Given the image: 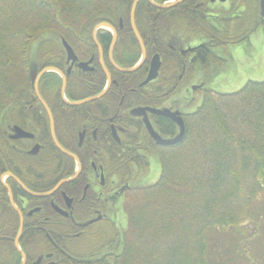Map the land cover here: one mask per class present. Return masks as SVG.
Listing matches in <instances>:
<instances>
[{"label": "flooded vegetation", "instance_id": "1", "mask_svg": "<svg viewBox=\"0 0 264 264\" xmlns=\"http://www.w3.org/2000/svg\"><path fill=\"white\" fill-rule=\"evenodd\" d=\"M177 1L167 0L163 4ZM183 1L168 7L180 5L178 13L159 16L133 13L134 26L131 13H127L129 25L122 22L125 13H117L114 15L118 18L117 24L102 21L93 26L92 47L86 51V47L81 46L84 50L81 55L60 39L61 47L57 51H53L55 46H48L52 58L29 64L28 82L32 93L22 92L21 102L17 105L11 102L3 107L0 116V264L105 263L109 251L69 250L67 247L77 246V242L95 228L115 226L121 230L122 226L125 229L127 208L135 200V189L151 185L139 186L137 181L149 171L150 156H156L155 163L161 174L164 149L181 143L159 146L149 136L143 115L132 114V111L140 108L168 110L178 113L186 124V115L196 110L186 111V106L193 101L192 92L202 91L203 95L208 92L201 80L212 63L207 68L202 65V51L209 47L233 46L225 37L217 41V26L226 21L227 28L233 29L230 23L242 21L250 24V31L254 32L264 24V17L255 15L257 5L260 14L259 0L255 4L251 0H186L182 4ZM140 19H145L147 27L149 23L154 25L156 19L160 31L151 28L149 34H144L138 24ZM261 21L262 24L255 26ZM133 27L144 45V57ZM94 30L97 43L93 41ZM153 30L158 36L155 40ZM53 35L46 38H56ZM63 41L72 50L74 58H68ZM132 42L137 56L131 53ZM234 52H230L232 57ZM154 56L159 62L155 76L141 84L149 75ZM112 61L120 68L136 69L124 73L116 69ZM138 70L144 73L136 84L132 79L121 84L115 74ZM32 73L35 80L40 74L37 89L49 113L35 93ZM49 74L59 78L60 84L53 98L57 96L66 105L64 108L56 106L54 99L40 89ZM101 74L102 88L94 93L91 90L98 84ZM102 91L104 94L98 99L70 104ZM107 93H110L111 106L95 104ZM144 115L163 139H171L179 132L177 124L163 114L145 110ZM169 123L176 131L173 135H164L161 128H169ZM52 131L59 145L76 159L59 151L52 140ZM141 163L147 166L143 170ZM58 167L64 173L71 171L70 175L58 178ZM64 179L70 180L57 186Z\"/></svg>", "mask_w": 264, "mask_h": 264}, {"label": "trees", "instance_id": "2", "mask_svg": "<svg viewBox=\"0 0 264 264\" xmlns=\"http://www.w3.org/2000/svg\"><path fill=\"white\" fill-rule=\"evenodd\" d=\"M152 1L163 4L167 0ZM132 2L0 0V116L3 107L11 102H14L13 105L21 102L22 92L32 93L29 82L16 84L11 80L17 67L16 60H21L27 70L30 61L50 57L49 45L55 46L53 51H57L61 47L60 39H64L76 54L81 55L84 51L81 46H85L86 51L91 49V30L97 23L105 21L111 25L117 24L118 18L114 15L125 13L122 22L129 25L127 13H130ZM15 10L31 13L37 21L33 26L18 25L19 18L13 17ZM180 10V5L159 9L146 0H139L134 11L159 16ZM258 14L256 8L255 15L260 18ZM144 20H138L144 34H149L151 28H159L156 19L155 22L153 20L154 25L150 26L149 23L148 27ZM225 22L215 29L217 41L225 37L227 43L235 45L248 39L247 36L253 32L250 31V24L242 21L230 23L233 29H228ZM36 27L42 30H36ZM48 34L56 38L48 39ZM100 36L98 34L99 39ZM152 38H158L156 31ZM82 42L86 43L78 45ZM132 49L133 56H137L134 42ZM201 57L200 62L206 68L212 62H222L210 47L204 48ZM142 72L115 74L121 84L126 83L127 79H132L136 84ZM46 78V87L43 85L40 89L47 97L53 98L60 84L59 78L55 74H49ZM103 82L101 74L98 84L91 91H100ZM109 95L107 93L95 104L111 106ZM66 98L72 100L69 96ZM53 99L56 106L66 107L57 96ZM226 105L231 108L223 109ZM185 123L181 143L164 149L165 160L158 181L152 186L135 189V200L127 208L125 229L119 230L115 226L95 228L85 239L77 242V246L71 245L67 249L109 251L104 264H230L229 251H221L212 239L215 233L231 231L229 237L235 239L240 238L237 235L244 228H248L244 238L247 245L258 237L264 212L255 211L251 203L255 201L254 204L259 207L264 206V196H261L264 194V79L249 80L241 89L233 92H206L195 113L186 115ZM173 128L169 123V128H161L162 133L173 135L176 131ZM196 155L201 157L202 162L196 169H191L195 161L191 158ZM146 167V164H140L141 170ZM57 172L58 178H65L71 173H64L59 167ZM244 178L248 183L245 193ZM242 193L245 197L238 204L237 195Z\"/></svg>", "mask_w": 264, "mask_h": 264}, {"label": "rangeland", "instance_id": "3", "mask_svg": "<svg viewBox=\"0 0 264 264\" xmlns=\"http://www.w3.org/2000/svg\"><path fill=\"white\" fill-rule=\"evenodd\" d=\"M258 2V1H257ZM251 3L255 4L256 0H251ZM258 4V3H257ZM258 8V5H257ZM259 12V11H258ZM14 13V18L17 19V17L19 18V24L18 25H23V26H33V23L37 21V19L32 16L31 13H27V12H18V10L13 11ZM19 13V14H18ZM21 20V21H20ZM40 27V26H39ZM36 27V30H42V28ZM28 28V27H27ZM44 28V27H43ZM261 29V30H260ZM258 31H263L264 27L263 25H260L259 28H257L256 30H254V32L247 36L248 39H244L242 42H239L233 46H228L226 48H213L212 51L215 55H217L220 59H222V62H212V66L209 68V70L206 73V76L203 75V80H201L204 83V89H206L207 91H213L216 93H228V92H232L231 90V83L233 82V80L231 79V72H234V67L233 66H237V68L239 69H244L245 67L247 68V73L248 72H252L251 65H245V58L241 59L240 57H242V55L246 54V52L248 51V47H249V43L251 44V40L250 38L254 37L255 42L258 43L257 44V53H258V59L255 57L253 58V61L255 62V68H257L260 65V61L261 58H263L262 56H264V46L263 43L261 42V39L263 38V36L261 34H258L260 32L257 33ZM49 35V34H48ZM259 35V36H258ZM50 36V35H49ZM33 46H36L35 43H33ZM255 46V45H254ZM235 51L238 55V58H234L231 56V51ZM234 54V53H233ZM34 63V61H32ZM30 61V63H32ZM29 63V64H30ZM242 64V66L240 65ZM15 66H17L14 70V75L12 73V77L11 80L13 82H15L16 84L18 83H26L28 82V77H29V71L25 70L23 67V63L21 62V60H16L15 61ZM31 66V64H30ZM16 74V76H15ZM192 103L186 106V111H192L195 108H197L200 105V101L201 98L203 97V92L202 91H194L192 92ZM232 102H235L234 100ZM225 105V104H223ZM227 107H222L223 109H229L231 108V106L226 105ZM234 106V105H233ZM8 122H6L7 124ZM5 126V124H4ZM198 150L199 144L196 145ZM150 162L151 165L149 167V171L144 175V176H139L138 177V185L139 186H144V185H152L153 183H155L160 175V168L158 167V165H156L155 163V155L152 154V156H150ZM191 160H195L193 161V166L194 168L191 167V169H196V167H199L198 164H201L202 161L201 157L196 155L194 156V158H191ZM193 171V170H192ZM191 171V172H192ZM190 172V173H191ZM195 172H192V174ZM243 183H245V189H243L244 193L247 190V180H245V178L243 179ZM238 194V199L240 202H238V204L242 203V198L245 197V194ZM261 196H264V194H262ZM264 198V197H263ZM252 201V200H251ZM134 202V201H133ZM132 202V203H133ZM255 201H253L252 206L254 207L255 211H261L264 212V206H258L256 204H254ZM131 205V204H128ZM253 209V208H252ZM124 221L121 222V225L123 224ZM260 226H259V232H258V237H256L255 239H253V241H251L249 243V245H247V243H245V235L246 232L248 230H242V232H240V234H238L237 236L240 238H230L229 235L232 234L231 231H227L224 234H214L212 239L213 241H215L219 246L218 248L223 251V250H227L229 251L230 255L229 257H231V262L230 264H264V213L262 215V219L260 220ZM252 227V226H250ZM121 229H123V227L121 226ZM249 231V230H248ZM249 233V232H248ZM80 239V238H79ZM78 239V240H79ZM213 262V261H212ZM233 262V263H232Z\"/></svg>", "mask_w": 264, "mask_h": 264}, {"label": "water", "instance_id": "4", "mask_svg": "<svg viewBox=\"0 0 264 264\" xmlns=\"http://www.w3.org/2000/svg\"><path fill=\"white\" fill-rule=\"evenodd\" d=\"M149 4H151L152 6H154V7H156V8H159V9H164V8H168V7H171V6H173V5H175L177 2H179L180 0H178L177 2H175V3H171V4H168V5H166V4H157V3H155V2H153L152 0H146ZM139 2V0H133V2H132V5H131V8H130V13H131V21H132V26H134V23H133V13H135V11L134 10H136V6H137V3ZM259 4H260V17L261 18H263L264 17V0H259ZM102 25H104V26H107V24H102ZM133 32H134V34H135V36H136V38H137V42H139V45H140V48H141V52H142V56L144 57V55H145V50H144V45H143V43L141 42L142 40H141V38H140V36L138 35V33H137V31H136V29H135V27H133ZM95 33V30H94V32L92 33L93 34V41L95 42V43H97V39H96V34H94ZM63 43V46L66 48V50H67V53H68V58H74V56H72L73 55V52H72V50L70 49V47L68 46V44L65 42V41H63L62 42ZM153 62H152V65H151V69H150V72H148L149 73V75L147 76V78L145 79V81L143 82V83H141V84H145L146 82H148L149 80H151L154 76H155V71H156V69L158 68V65H159V62H157L158 61V57L156 56H154V58H153V60H152ZM112 64H113V61H112ZM113 66L116 68V69H118L119 71H121V72H133L135 69H136V67H133V68H129V69H125V68H120V67H117L115 64H113ZM46 70H48V69H44L43 71H46ZM42 71V72H43ZM105 75L107 76V79H109V75H108V72L105 70ZM39 76H40V74H39ZM38 76V77H39ZM31 79H32V82H34V89H35V93H36V95H37V97H38V99L41 101V103L43 104V106L45 107V109L47 110V112L49 113V110H48V108H47V106H46V104L44 103V101H43V99H41V97L39 96V93H38V89H37V79H38V77L36 78V80L35 79H33L34 78V75H33V73H32V75H31ZM63 87H64V85H65V79L63 78ZM63 87H61L62 88V90H64V88ZM193 89H195L194 87H193ZM63 92V91H62ZM104 94V91H102L101 93H99L98 95H95V96H92V97H90V98H87V99H85L84 98V100H80V101H76V102H72V103H70L71 105H79V104H85L86 102H89V101H93V100H95V99H98V98H100L102 95ZM145 110H148V111H150V112H152V113H157V114H163L164 116H166V117H168V118H170V119H172L173 120V122H175L174 124H177V126L179 127V132L177 133V135L175 136V137H173V138H171V139H163V138H161L154 130H153V128H152V126L150 125V122L148 121V119H147V117H146V115H144L145 114ZM132 114H135V115H143V121H144V123H145V126H146V129H147V131H148V133L150 134L149 136H151L154 140H155V142L157 143V144H159V146L160 145H165V146H169V145H173V144H177V143H179V142H181V140H182V138H183V133H184V122H183V119L180 117V115L178 114V113H173V112H168V110H155V109H150V108H140V109H134L133 111H132ZM52 140H53V142H54V144L56 145V147L59 149V151H61V152H63V153H65V154H67L68 156H70V157H72V158H75L76 159V157L74 156V155H72L71 153H68L67 151H65L60 145H59V143L55 140V137H54V134H53V131H52ZM70 179H64V180H61V181H59V183H58V185L57 186H59L60 184H62L63 182H68Z\"/></svg>", "mask_w": 264, "mask_h": 264}, {"label": "crops", "instance_id": "5", "mask_svg": "<svg viewBox=\"0 0 264 264\" xmlns=\"http://www.w3.org/2000/svg\"><path fill=\"white\" fill-rule=\"evenodd\" d=\"M262 25L264 27V24H262ZM258 32H260V33H258ZM257 33L261 34L263 36V38L261 39V42L263 43V46H264V30L263 31L257 30ZM250 40H251V44L249 43L248 51L246 52V54L242 55V57H240V58L241 59L245 58V65L246 66L252 64V67H250L252 72L247 73L246 67L244 69H239V68H237V66L236 67L233 66L234 72H231V76H232L231 79L233 80V82L231 83V90L232 91H236L239 88L241 89V87L249 80L264 79V56H262L263 58H261L260 65L257 68H255V64H254L255 62L253 61V58L256 57L259 61V58L257 57L258 53L256 50L257 49L256 46L258 43L255 42L254 37H253V39L251 37ZM234 54L236 55V57H235V55H234V57L238 58L237 53L234 52ZM240 65L242 66V64H240Z\"/></svg>", "mask_w": 264, "mask_h": 264}]
</instances>
